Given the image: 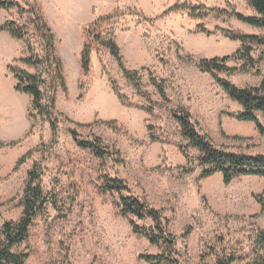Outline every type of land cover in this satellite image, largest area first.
Returning a JSON list of instances; mask_svg holds the SVG:
<instances>
[{"label":"rangeland","instance_id":"1","mask_svg":"<svg viewBox=\"0 0 264 264\" xmlns=\"http://www.w3.org/2000/svg\"><path fill=\"white\" fill-rule=\"evenodd\" d=\"M11 1L17 6L0 9V28L15 22L25 29L28 43L0 31V241L3 224L21 217L27 174L36 168L50 204L16 248L28 254L24 264H146L140 255L161 253L132 232L128 218L119 214V195L102 191L105 179L121 180L129 191L121 192L123 197L134 196L168 219L178 264H216L226 257L234 259L232 264H262L257 235L264 231V206L255 197L264 195V178L243 176L228 185L219 173L202 179L199 154L188 147L170 115L186 110L216 148L264 155V136L253 123L236 118L241 107L214 78L239 88L259 86L264 46L250 45L256 64L248 73L240 72L242 63L234 60L226 66L235 71L215 76L195 65L239 51L242 43L227 33L264 37V29L233 16H256L248 1ZM188 9H195L196 17ZM35 15L54 36L63 86L45 63H21L31 56L49 58ZM93 37L115 42L122 66L139 72L148 100L136 93L100 43L91 44L90 68L83 74L80 53ZM8 67L42 77L44 105L49 107L55 97L53 119L32 116L31 98L14 90ZM149 75L163 82L166 100L151 86ZM255 116L264 125V115ZM70 130L83 141L99 138L109 155L97 158L79 148Z\"/></svg>","mask_w":264,"mask_h":264},{"label":"trees","instance_id":"2","mask_svg":"<svg viewBox=\"0 0 264 264\" xmlns=\"http://www.w3.org/2000/svg\"><path fill=\"white\" fill-rule=\"evenodd\" d=\"M250 7L255 12L256 16L244 17L240 14L233 16L244 24L249 26L264 29V0H247ZM17 5L11 0H0V9L11 10ZM26 12L32 13L31 9ZM191 16L196 17L195 9H188ZM35 27L38 35L43 42L49 58L41 61L35 57H29L21 61L28 66H41L44 63L48 65V70L53 74L55 79H58L61 86L64 85L62 76L61 62L55 56V40L48 26L42 18L35 15ZM97 23H94L91 28H95ZM0 31L7 32L12 38L28 43V34L25 29L15 22H7ZM92 33V32H91ZM93 35V33H92ZM230 40L239 41L242 47L231 57L214 58L211 60H200L195 63L196 67L203 73H208L215 76V73L227 72L226 63L230 60L241 62L239 69L242 73H248L256 62L251 57L252 48L250 45L264 46V37L254 35H232L226 34ZM92 43H100L107 48L111 56L116 60L123 77L132 85L138 95L148 97L143 90L141 76L138 71H128L122 66L119 49L113 40L99 41L97 37H93L91 42H86L80 53V67L83 74H86L90 68V49ZM31 48V47H30ZM28 50L31 54V49ZM51 57V59H50ZM54 65V69L52 68ZM53 69V70H52ZM8 71L13 76L16 85L14 90L18 93L28 95L31 98L32 116H41L46 119H53L54 112L52 111L55 103L54 94L50 99V106L47 107L43 103V93L41 87L44 86V80L40 75H32L26 71L8 67ZM216 83L224 91L225 94L240 107L241 111L237 115V119L242 122L253 123L257 132L264 136V125H262L255 114L264 115V82L257 87L239 88L227 80L214 77ZM149 82L155 89L158 96L162 100H166L164 84L149 75ZM150 103V101H148ZM171 118L177 123L181 137L187 141L188 147L195 149L199 156L196 159L199 166L202 167L201 178L206 179L214 174H221L223 183L230 184L233 180L243 176H257L264 178V155L247 156L242 154H234L216 148L209 139L200 134L196 129L195 124L191 120L190 114L186 110H177L170 113ZM53 133L56 132L55 123L50 124ZM72 139L77 143L78 147L83 150L90 151L97 158H103L109 155V151L103 145L99 138L91 140H80L78 134L70 130ZM2 144L0 143V147ZM39 175L36 168L30 170L27 174V181L21 196L22 214L18 221L5 222L2 227L3 239L0 241V264H24L28 258V254L23 251H16V248L26 242L28 239L29 229L33 220L40 214L50 202L45 198L41 186L38 183ZM102 191L104 193H116L119 195V214L128 218L129 226L135 235L144 237L147 242L159 248V255H140L139 259L146 264H178L175 258L176 255V239L169 232L168 219L163 217L157 210L141 202L134 196L123 197L121 192H128L121 180L105 179L103 181ZM255 199L261 206H264V195L256 196ZM134 219V220H131ZM141 222L142 225L137 223ZM257 244L264 253V231L257 235ZM260 261L264 264V256ZM234 259L226 257L219 259L216 264H232Z\"/></svg>","mask_w":264,"mask_h":264}]
</instances>
